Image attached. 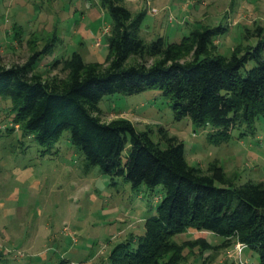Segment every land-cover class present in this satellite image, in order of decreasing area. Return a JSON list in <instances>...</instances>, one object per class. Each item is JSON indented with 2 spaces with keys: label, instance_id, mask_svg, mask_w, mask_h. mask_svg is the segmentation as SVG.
<instances>
[{
  "label": "rangeland",
  "instance_id": "1",
  "mask_svg": "<svg viewBox=\"0 0 264 264\" xmlns=\"http://www.w3.org/2000/svg\"><path fill=\"white\" fill-rule=\"evenodd\" d=\"M114 1L130 12V22L142 14L138 31L145 43L158 37L175 43L194 29L220 27L207 54L229 57L264 35V0ZM111 23L100 0H0V53L6 66L23 64L34 49L42 52L48 45L34 69L44 78H66L62 62L76 54L83 63L106 65ZM56 61L61 63L52 69ZM98 108L103 122L124 118L136 130L150 132L161 147L157 130L165 129L184 144L188 165L203 173L216 163L227 176H236V185L264 183L261 118L252 133L242 125L232 130L227 143L215 146L208 139L210 126L195 128L189 118L176 121L157 89L108 95ZM128 154L129 145L123 161ZM163 196L162 185L135 188L97 166L86 168L67 132L53 144H38L13 122L10 99L0 97V264H109L116 246L128 243L136 249L145 220L155 215ZM172 241L175 251L159 264L175 255L177 264L259 263L256 251L238 242L224 247L221 237L208 232L188 229Z\"/></svg>",
  "mask_w": 264,
  "mask_h": 264
},
{
  "label": "trees",
  "instance_id": "2",
  "mask_svg": "<svg viewBox=\"0 0 264 264\" xmlns=\"http://www.w3.org/2000/svg\"><path fill=\"white\" fill-rule=\"evenodd\" d=\"M100 1L112 18L105 66L83 63L76 54L62 62L66 78H44L35 66L48 45L42 52L34 49L23 64L6 66L0 53V97L10 99L13 122L42 146L67 132L86 168L97 166L135 188L163 186L164 196L155 215L145 220L136 249L128 243L116 246L109 264H159L175 251L172 237L188 229L219 236L224 247L244 244L264 264L263 182L236 185V176H227L216 163L203 173L188 165L184 144L165 129L157 130L161 147L150 132L136 130L124 118L103 122L98 116L105 96L157 89L176 121L189 118L195 128L210 126L208 139L215 146L227 143L232 130L242 125L252 133L256 120H264V35L229 57L207 54L220 27L194 29L175 43L163 37L145 43L138 31L141 13L130 22V12L119 1ZM249 63L255 66L246 69ZM178 262L175 255L167 264Z\"/></svg>",
  "mask_w": 264,
  "mask_h": 264
},
{
  "label": "built area",
  "instance_id": "3",
  "mask_svg": "<svg viewBox=\"0 0 264 264\" xmlns=\"http://www.w3.org/2000/svg\"><path fill=\"white\" fill-rule=\"evenodd\" d=\"M241 248H246V246L244 244H238Z\"/></svg>",
  "mask_w": 264,
  "mask_h": 264
}]
</instances>
